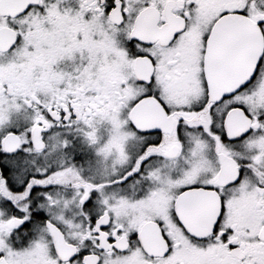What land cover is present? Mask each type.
<instances>
[{
    "label": "snow or ice",
    "instance_id": "snow-or-ice-1",
    "mask_svg": "<svg viewBox=\"0 0 264 264\" xmlns=\"http://www.w3.org/2000/svg\"><path fill=\"white\" fill-rule=\"evenodd\" d=\"M0 264H264V0H0Z\"/></svg>",
    "mask_w": 264,
    "mask_h": 264
}]
</instances>
